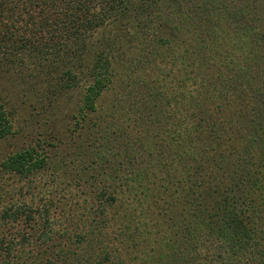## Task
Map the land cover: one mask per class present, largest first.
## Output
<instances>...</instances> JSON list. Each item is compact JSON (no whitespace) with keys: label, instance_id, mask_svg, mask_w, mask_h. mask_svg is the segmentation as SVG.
Listing matches in <instances>:
<instances>
[{"label":"trees","instance_id":"1","mask_svg":"<svg viewBox=\"0 0 264 264\" xmlns=\"http://www.w3.org/2000/svg\"><path fill=\"white\" fill-rule=\"evenodd\" d=\"M160 1L0 0V74L29 77L41 112L81 90L71 118L97 127L71 165L89 190L59 211L26 179L60 154L40 138L0 158V264H264V30L217 19L207 42ZM135 38L147 61L126 66ZM13 127L0 93V140Z\"/></svg>","mask_w":264,"mask_h":264},{"label":"rangeland","instance_id":"2","mask_svg":"<svg viewBox=\"0 0 264 264\" xmlns=\"http://www.w3.org/2000/svg\"><path fill=\"white\" fill-rule=\"evenodd\" d=\"M168 3V0L160 1L158 11L162 19L166 20L169 17L173 21L182 24L185 21V26L200 30L201 34L197 36L204 38L207 42L213 41V36L209 35V29L211 23L217 21V19L226 28L231 24H235L234 26L236 27L254 24L260 30H264V0H174L171 5ZM235 13L238 16H234ZM141 27L138 26L137 35L133 34L137 39L140 37L139 29L141 31L142 29L144 30L145 24L141 25ZM124 47L126 48V56H124L127 60L125 62L126 66L133 65L139 60H143V63L147 61L145 58L148 56L146 54L147 48L137 43L136 38L134 41L132 40V43H125ZM141 71L142 69H140ZM30 81L29 77L18 71L17 66H13L10 69L5 68L4 73L0 74V93L12 114L14 126L13 133L7 138L0 140V158L11 150L28 145H37L40 138L44 140L45 149L50 155L60 154L66 160L64 163L66 169H58L55 175L50 170L43 171L26 179L27 183L30 178L32 180L29 186L32 188L30 190L33 195H44L46 198L53 197L59 211L62 206L66 205L68 207L69 203L80 200L84 192L87 193L89 190L84 185L79 187L75 184L73 180L74 171L71 165L77 167V164L81 162V157H76L75 154L81 152L85 145H90L89 143L93 138L92 134L97 128L92 124V121L95 120V115L93 113L89 114L87 122L79 120L76 123V120L71 118L73 113L77 112L81 90L62 95L57 102H53L51 110L41 112V102L38 104L37 95L31 91ZM114 93L115 90L112 89L104 92V95L97 103V114L102 117L101 120H104V113L113 104ZM120 98L124 100V96L121 94ZM127 108L122 109L120 106L119 121L121 123L125 120L126 113L130 116L132 115V112L129 111L131 109ZM104 123H99L102 128L105 127ZM68 172L71 175L70 181L65 176L66 174L69 175ZM7 183L10 184L9 186H14L15 184L18 186L21 182L15 181L12 177L11 179L8 178ZM58 200L60 201L58 202ZM144 204L150 214H155L159 208H162V202L158 200H155L154 204L152 201H145ZM122 214L123 212L120 213V216ZM148 249L149 246L145 248L146 251Z\"/></svg>","mask_w":264,"mask_h":264}]
</instances>
